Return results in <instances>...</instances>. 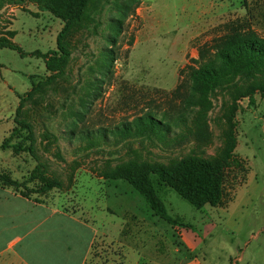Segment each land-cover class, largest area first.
<instances>
[{
	"label": "rangeland",
	"instance_id": "rangeland-1",
	"mask_svg": "<svg viewBox=\"0 0 264 264\" xmlns=\"http://www.w3.org/2000/svg\"><path fill=\"white\" fill-rule=\"evenodd\" d=\"M126 5L127 0H90L82 22L62 40L69 56L61 71H47L44 59L33 54L59 57L56 37L63 23L28 2L0 10V34L12 26L13 42L25 54L0 49V175L21 183L20 190H27L34 203L93 228L86 264H173L193 255L206 264H264V96L255 94L253 104L248 97L236 101L235 152L246 160L248 174L226 208L196 209L163 187L159 196L169 223L153 216L126 182L103 177L104 171L127 162L170 164L191 154L219 157L231 105L224 89L211 97L206 142L188 137L164 145L155 138H123L113 130L145 111L158 117L181 112L184 89L178 97L173 94L180 70L228 23H242L264 38V0ZM116 21L120 34L112 27ZM106 54L113 62L105 60ZM98 131L104 140L84 138ZM51 179L60 186L43 190ZM198 232L205 240L192 255L183 238L196 243Z\"/></svg>",
	"mask_w": 264,
	"mask_h": 264
},
{
	"label": "trees",
	"instance_id": "trees-1",
	"mask_svg": "<svg viewBox=\"0 0 264 264\" xmlns=\"http://www.w3.org/2000/svg\"><path fill=\"white\" fill-rule=\"evenodd\" d=\"M140 0H127V5ZM246 5L248 0H242ZM30 3L39 11H45L63 23L56 37V53L59 57L49 58L35 52L33 55L44 59L45 69L52 71L56 67L61 70L66 65L69 52L63 44L64 37L79 25L87 10L90 0H0V10L5 5ZM129 4V5H128ZM121 16H125L122 4L116 3ZM120 21L112 24L120 34ZM117 25V27H116ZM121 27V26H120ZM222 35L204 43L197 49V58L179 72L180 83L174 90L175 97L184 89L181 98V112L170 117L163 113L158 117L151 111H145L131 121L115 127L113 133L123 138H155L166 145L168 142L181 144L188 137L198 142H206L209 138L207 117L213 104L211 97L218 90L227 91L231 105L226 116L227 131L224 135L225 145L216 159H206L191 154L170 164L146 162H127L103 172L106 180L126 182L146 203L153 216L171 222L164 204L159 196L163 187L172 189L180 198L196 209L209 205L212 208H226L234 199L233 191L246 182L248 168L246 160L236 152L237 139L235 132L236 101L248 97L253 104L255 94L264 96V38L239 22L224 25ZM13 32L0 34V49L17 51L25 54L11 40ZM107 62H113L112 56L105 55ZM22 101L16 109L18 116ZM189 122V123H188ZM22 125V123L20 122ZM32 139L31 126L23 125ZM179 132H174L173 129ZM104 132V129L102 130ZM103 132L95 136L84 135L88 141L104 140ZM172 137V138H171ZM2 188H12L20 196L30 199L28 191L20 190L22 184L0 175ZM60 186L55 179L43 186L50 190Z\"/></svg>",
	"mask_w": 264,
	"mask_h": 264
},
{
	"label": "crops",
	"instance_id": "crops-1",
	"mask_svg": "<svg viewBox=\"0 0 264 264\" xmlns=\"http://www.w3.org/2000/svg\"><path fill=\"white\" fill-rule=\"evenodd\" d=\"M94 236L93 228L76 217L0 187V264H86ZM197 236L196 243L183 238L194 254L205 240L202 233ZM173 264L206 262L193 255Z\"/></svg>",
	"mask_w": 264,
	"mask_h": 264
}]
</instances>
